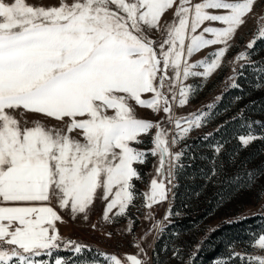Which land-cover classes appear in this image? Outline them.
<instances>
[{
    "label": "snow or ice",
    "instance_id": "6c2138e0",
    "mask_svg": "<svg viewBox=\"0 0 264 264\" xmlns=\"http://www.w3.org/2000/svg\"><path fill=\"white\" fill-rule=\"evenodd\" d=\"M258 3L264 0H0V264H153L142 241L133 245L134 254L96 251L86 257L94 250L64 238L58 224L64 215L87 220L97 200L104 202L105 222L125 216L137 195L134 182L143 178L140 168L151 156L158 158L157 177L142 194L150 225L145 236L163 231L166 225L151 210L169 194L175 197L187 167V145L171 149L205 126L216 107L210 103L181 117L172 105L186 106L202 86L188 84L190 78L207 80L221 68ZM258 41H264V14L245 50L230 61L231 88L241 87L236 81L245 69L257 89L264 87V60L253 59ZM138 108L164 116L153 121L140 117ZM253 125L264 128V122L246 121L248 131L237 137L242 149L264 140ZM211 147L205 184L219 187L217 195L254 193L264 200V160L250 168L253 162L245 159L241 170L229 174L235 156L225 166L217 163L223 144ZM173 215L169 209L163 219L170 223ZM250 246L260 254L233 251L216 264H230L233 257L240 264H264V232L253 234ZM182 251L173 246L172 257L191 264L194 255L186 259Z\"/></svg>",
    "mask_w": 264,
    "mask_h": 264
},
{
    "label": "rangeland",
    "instance_id": "374dc122",
    "mask_svg": "<svg viewBox=\"0 0 264 264\" xmlns=\"http://www.w3.org/2000/svg\"><path fill=\"white\" fill-rule=\"evenodd\" d=\"M28 2L36 3L37 0H28ZM193 2H202V0H193ZM255 11L256 16L249 18L247 24L235 34L221 68L207 80L190 78L187 81L188 84L202 86L190 98L186 106L179 107L178 103L172 105L173 114L181 117L204 109L210 103H214L216 107L215 114L205 126L194 129L186 140L171 149L174 152L180 151L187 145L183 159L187 167L179 175V187L174 189L175 197L172 198L169 194L168 200L154 205L151 210L156 221H163L166 225L163 231H155L145 236L150 225L145 220L144 214L147 209L144 206L142 194L150 191V181L157 177L158 163V158L150 156L148 162L140 168L143 178L134 182L137 195L125 216L117 217L114 222H105L102 219L104 202L97 200L88 213L87 220L83 217L72 219L64 215V222L58 224L64 238L86 244L94 250L91 253L86 252L84 254L86 257L95 255L96 251L115 253L120 256L134 254L138 251L133 246L137 241L147 245L146 251L153 264H179L172 257L173 246H179L186 259L189 255H194L191 264H216L221 259L227 260L233 251L260 254L250 244L253 234L259 235L264 232V208L261 207L264 200L257 199L254 193L235 197H227L226 192L217 195L216 193L221 191L220 188L211 184L206 185L204 179L210 170V161L213 156L211 146L217 142L223 144L217 163L223 162L225 166H228L235 156V166L229 167V174L241 170L238 166L245 159L253 162L249 164L250 168L264 160V140H257L247 149H242L237 139L238 135L248 131L245 127L246 121L264 122V105L256 103L257 98H264V87L256 88L253 73L247 69L244 76L236 81L241 87L231 88L229 80V77L233 75L234 67L230 61L238 51L245 50L246 44L255 35L257 18L260 14H264V4L258 3ZM172 16V13H168L167 19L171 20ZM204 26L220 27L221 25L206 22ZM219 47L220 45L212 46L194 54L190 62L195 63L203 59ZM255 52L253 59L264 60V41L257 42ZM217 96L222 98L216 101ZM237 97L242 99L237 101ZM242 109H244L243 119H240ZM137 113L140 117H149L153 121L164 116L163 113L157 116L139 108ZM233 117L237 119L234 120ZM252 131L264 135V128L259 125H253ZM209 133L212 135L207 136ZM150 147V144L147 145V148ZM193 156L194 159L191 158ZM198 192L200 195L197 196ZM169 209L174 213L170 223L163 219ZM251 218L255 221L236 224ZM133 221L135 222L133 233L129 235L127 228ZM93 225L97 227L93 228ZM218 229H224L223 233L219 237L213 236ZM108 232L112 233L111 237L107 235ZM211 253H215V256L210 257ZM61 255L72 256L71 253L65 252ZM230 264H240V261L233 257Z\"/></svg>",
    "mask_w": 264,
    "mask_h": 264
},
{
    "label": "trees",
    "instance_id": "16d2710c",
    "mask_svg": "<svg viewBox=\"0 0 264 264\" xmlns=\"http://www.w3.org/2000/svg\"><path fill=\"white\" fill-rule=\"evenodd\" d=\"M256 103H261L262 105H264V98L263 97H260V98H257L256 99ZM255 221V219L254 218H251V219H248L247 221H241V223H236V224H245L246 222H254ZM227 228V227H226ZM223 230L224 229H218L214 234H213V236H215V237H219V235L221 234V233H223ZM210 257H213V256H215V253H211L210 255H209Z\"/></svg>",
    "mask_w": 264,
    "mask_h": 264
}]
</instances>
